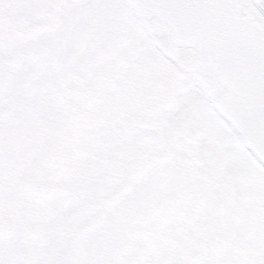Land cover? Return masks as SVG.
<instances>
[{"label": "rangeland", "instance_id": "rangeland-1", "mask_svg": "<svg viewBox=\"0 0 264 264\" xmlns=\"http://www.w3.org/2000/svg\"><path fill=\"white\" fill-rule=\"evenodd\" d=\"M147 29L129 0H0V112L9 105L13 128L34 114L42 136L24 177L75 183L62 188L72 197L42 205V236L86 228L81 261L88 252L95 264H164L147 248L167 247L171 224L199 220L205 232L220 221L222 258L235 249L257 262L264 209L245 205L263 194L264 168L216 113L221 91L203 82L206 71L191 80L193 49ZM9 200L1 192L0 218ZM23 245L46 253L42 242ZM4 255L0 243V264ZM10 257L23 264L16 248Z\"/></svg>", "mask_w": 264, "mask_h": 264}, {"label": "water", "instance_id": "water-1", "mask_svg": "<svg viewBox=\"0 0 264 264\" xmlns=\"http://www.w3.org/2000/svg\"><path fill=\"white\" fill-rule=\"evenodd\" d=\"M250 1L264 16V0ZM129 4L157 31L155 22L164 23L174 49L180 45L196 49L228 91L216 102L218 113L264 165V29L258 21L244 15L238 0H129ZM7 113L4 107L0 117ZM23 189L44 201L56 193L33 177L24 180ZM11 232V222L0 220V236L9 237ZM31 235L39 236V228ZM225 246L223 237L215 236L214 250Z\"/></svg>", "mask_w": 264, "mask_h": 264}, {"label": "flooded vegetation", "instance_id": "flooded-vegetation-1", "mask_svg": "<svg viewBox=\"0 0 264 264\" xmlns=\"http://www.w3.org/2000/svg\"><path fill=\"white\" fill-rule=\"evenodd\" d=\"M37 153L38 152H35L34 154L37 155ZM33 161V156L29 157L27 160V150H0V193L2 192L5 198L10 199L9 206H5V215L3 214L2 217H7L12 223V233L10 238L5 239L0 237V243L5 249L4 260L7 264H10L12 262L10 253L16 248L19 256L18 261L23 264H35L33 260H39V263L37 264H71L70 262H67V258L71 253L68 255L61 252V254H63L61 258L54 259L55 257L60 256V254L52 247V240L57 238L58 234H48L45 237L42 236L41 226L44 224V221L41 218L39 211L42 210V205L45 202L32 196L18 185V182L25 176V170L29 168ZM3 167L16 170L13 179L10 172H3ZM2 177H8L9 179L2 181ZM34 177L37 176L34 175ZM256 188L261 190L263 194H258L253 198H250L245 207H247L250 212L255 210V215L257 216V214L264 209V182ZM57 197L66 198L72 196L57 195ZM88 197L90 198V196ZM2 200H4V198ZM217 222V225L212 224V222L209 223L208 226H206L205 232L202 231L203 227L199 220L192 223L193 226L191 227V230H188V227L184 229L183 225L171 224L172 226L166 230L168 233V235L165 236V244H167V247L157 248L155 245H149V248L147 249H152L153 251L159 250V254H162L163 256L164 264H264V236L262 237L263 242L260 247L255 246V248L250 249L256 251L254 255L258 257L257 262L244 260V254L241 252H239L241 253L239 254L235 249L229 250L226 259L222 258L226 255L228 242L226 248L222 252H214L212 248L213 237L217 233L223 234L219 228L220 221ZM254 223L255 228L262 232V226H264V214L260 213V219H255ZM195 224L197 226H194ZM33 227H39L41 234L40 239L35 240L30 236L29 230ZM179 230L182 231L181 234H177ZM75 232L76 230H69L60 233L59 236L61 234ZM104 235L105 239L101 238V243L106 244V234ZM52 236L53 239H51ZM249 239V237L244 236L246 244H257L256 242H249ZM20 241H22V243H20ZM23 241L27 244L28 242L30 243L33 241L38 243L42 242L41 247L46 246V253L42 255L41 252H39V254H37L36 251L38 249L35 247H31L28 250L27 246L23 245ZM124 242H126L127 245L129 244L128 240L123 237L122 244ZM8 245H10L9 248L7 247ZM22 247L24 248L22 249ZM24 249H26V251L28 250L26 254H23ZM210 257L212 262L210 261Z\"/></svg>", "mask_w": 264, "mask_h": 264}, {"label": "trees", "instance_id": "trees-1", "mask_svg": "<svg viewBox=\"0 0 264 264\" xmlns=\"http://www.w3.org/2000/svg\"><path fill=\"white\" fill-rule=\"evenodd\" d=\"M107 90V89H106ZM102 91V93L105 95V91ZM108 95V94H107ZM83 103L86 102V100L82 101ZM26 115L22 116L21 121L18 123V126H15L14 128L12 127V124H16V121H8L7 119H5L3 121L2 126L0 127V150H27V160L29 157H32L33 154L36 152V148L38 146L39 141H41V135H38L39 132L37 129H35V125H33V121H34V114L27 112L25 113ZM7 121V122H6ZM6 122V124L4 125V123ZM4 125V126H3ZM44 138V135H43ZM14 152H18V151H14ZM20 152V151H19ZM10 172L11 173V177L12 179L14 178V173H16V170L14 169H8L3 167V172ZM65 177L61 178V180H59L58 178L59 175L56 174L54 179L55 180H59L58 182L60 183V185L62 187L68 188L69 186H73V184L71 182H69V180L71 179L70 176L68 174L63 175ZM8 177H2L1 180L2 181H6L8 180ZM71 186V187H72ZM78 235H80V233H71V235H60L57 238L53 239V236L51 237V239H53V249L55 251H57L60 256L55 257L54 259H58L61 258V256L63 254H61V252H64L66 254H70V256H68L67 258V262L72 261V255H75V253H73V251L78 252L77 251V247H78V243L76 241V239H78ZM70 237L72 238L71 241H68L66 238ZM66 241V242H65ZM91 254H86L84 255L85 259L86 256L89 259V263L91 264L93 262V264H95L96 260H92L90 258ZM75 261V259H74ZM33 262L35 264L39 263V260H33ZM76 263V262H75ZM88 264V262H87Z\"/></svg>", "mask_w": 264, "mask_h": 264}, {"label": "bare ground", "instance_id": "bare-ground-1", "mask_svg": "<svg viewBox=\"0 0 264 264\" xmlns=\"http://www.w3.org/2000/svg\"><path fill=\"white\" fill-rule=\"evenodd\" d=\"M239 1V4L243 10V13L244 15H248V16H253L257 21L258 23L263 27L264 29V16L259 12V10L253 5V3L250 1V0H238ZM155 22V21H154ZM157 25H158V29H161V28H166L168 30V33H169V29L166 27V25L162 22H159V21H156L155 22ZM160 33V32H159ZM169 36H170V33H169ZM189 48V49H193L194 53L193 54V57L191 59L193 60H197L198 64L200 66H198L197 68V62H194L196 64V67H194V69L192 68V70L196 71L195 74H196V81L199 80V78L201 77V75H198V72L201 70V69H204L206 71V73L209 75L208 77L210 78V83H209V79L208 78H205V80L203 81L204 83L208 84L207 86H210L211 87V84L214 83V87L212 88L213 90H215L214 88L219 89L221 91V94H220V98L224 97L225 95H228V91L225 87V85H223L219 79L217 78V76L215 75V73H213L209 68L208 66L203 62V60L201 59V57L198 55L197 51L195 48H193V46H181L180 47H177L178 49L179 48ZM190 63H191V60H190ZM191 66V64H189ZM216 90L214 92V94H216ZM219 98V99H220Z\"/></svg>", "mask_w": 264, "mask_h": 264}]
</instances>
